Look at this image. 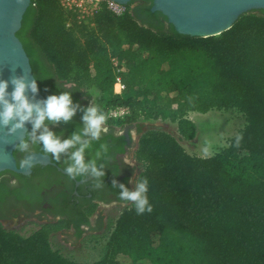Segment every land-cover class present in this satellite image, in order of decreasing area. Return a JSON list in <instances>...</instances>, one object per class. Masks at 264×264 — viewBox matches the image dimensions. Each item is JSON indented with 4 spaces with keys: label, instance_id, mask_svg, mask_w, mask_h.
<instances>
[{
    "label": "trees",
    "instance_id": "obj_1",
    "mask_svg": "<svg viewBox=\"0 0 264 264\" xmlns=\"http://www.w3.org/2000/svg\"><path fill=\"white\" fill-rule=\"evenodd\" d=\"M151 7L150 18H141L137 7L118 16L102 6L91 24L58 0H31L17 32L43 95L71 93L78 105L71 118L83 111L78 97L86 95L107 123L170 120L186 138L196 133L187 118L193 111L237 109L246 119L210 156L189 153L164 130L144 131L134 157L152 211L137 215L126 205L92 264H264V10L200 37L178 33ZM113 59L125 85L121 95L114 93ZM115 106L129 114L109 117ZM64 227L46 222L28 232L0 220V264H81L53 245Z\"/></svg>",
    "mask_w": 264,
    "mask_h": 264
},
{
    "label": "flooded vegetation",
    "instance_id": "obj_2",
    "mask_svg": "<svg viewBox=\"0 0 264 264\" xmlns=\"http://www.w3.org/2000/svg\"><path fill=\"white\" fill-rule=\"evenodd\" d=\"M150 4L153 5V0H136L132 5L137 7L138 16L150 18L147 14ZM48 76L51 80L54 79L51 74ZM78 100L83 111L79 116L70 119V126L62 125L60 121L46 122L48 129L61 140L71 137L73 133H80L84 127V109L93 102H87L86 95H80ZM106 126L107 133H102L99 140H90L89 147L84 152L86 162L95 159L98 166L104 165L105 175L100 178L101 188L93 187L94 181L90 176L69 178L65 173L66 165L71 163L69 158L74 148L61 153L59 159H53L52 155L48 154L52 163L33 165L29 174L11 170L0 172L1 222L9 223L21 218H31V223L34 220L39 224L63 221L69 224L67 229L64 228L65 231L69 230L79 238L94 235V229L107 231L110 218L103 217L105 210L118 207L123 209L130 203L119 199V189L113 187V181H116L117 185L124 183L129 189L134 186L133 181L139 174V163L134 153L143 132L138 122L126 123L123 126L106 122ZM41 130L31 135L27 132L24 138L28 144L27 151H19L17 148L14 150L18 165L27 154L44 153L42 144L33 142ZM102 144L107 146V153L101 147ZM97 152L100 153L99 156L96 155ZM123 156L127 157L131 165L123 163Z\"/></svg>",
    "mask_w": 264,
    "mask_h": 264
},
{
    "label": "water",
    "instance_id": "obj_3",
    "mask_svg": "<svg viewBox=\"0 0 264 264\" xmlns=\"http://www.w3.org/2000/svg\"><path fill=\"white\" fill-rule=\"evenodd\" d=\"M113 1L119 5H125L134 0ZM30 3L31 0H0V80L8 81L6 98L9 101H11L10 94L14 87L11 81L14 77L23 76L26 82L36 80L30 58L17 36ZM259 9L264 10V0H153L151 7L152 12L160 11L165 15L178 33L200 37L219 35L230 29L243 14ZM37 89L35 93L26 89L25 95L32 103L42 102L46 98L38 83ZM14 122L10 121L7 126L0 125V172L11 170L29 174L33 165L51 164L52 160L48 154L34 152L25 156V159H31V167L18 165L14 150L16 145L24 140L32 125L30 121H25L21 128L9 133L8 128ZM139 125L142 131L144 124L139 123ZM29 219L31 218H21L3 225L14 228ZM94 231L100 233L103 230L94 229ZM58 238L69 248L79 246L80 238L74 236L69 230L63 229L58 232Z\"/></svg>",
    "mask_w": 264,
    "mask_h": 264
},
{
    "label": "clouds",
    "instance_id": "obj_4",
    "mask_svg": "<svg viewBox=\"0 0 264 264\" xmlns=\"http://www.w3.org/2000/svg\"><path fill=\"white\" fill-rule=\"evenodd\" d=\"M14 85L11 92V101L6 97L8 95V81L0 80V125L7 126L10 121L11 127L8 132L12 133L16 129L21 128L25 121H30L32 125V133L42 129L38 136H35L33 142L42 144V151L45 154H51L53 159H59L61 153L66 152L70 148H74L70 155L71 163L66 165L65 173L69 178L90 176L93 181V187L99 189L102 187V178L105 175L104 165H97L96 160L85 161L84 152L89 147L90 140H99L102 133H107L106 126L107 116L105 112L95 103L90 104L84 109L82 120L84 127L80 133H73L71 137L61 140L60 137L49 130L45 121L68 122L77 111V104L73 103L71 93L63 91L59 94L47 96L42 102L32 103L25 95L26 89H30L35 93L37 89L36 80L26 82L23 76L14 77L11 81ZM31 135V134H29ZM90 138V139H88ZM76 145H79L76 147ZM107 153V146L102 144ZM16 148L19 151H27L28 144L25 140H21ZM100 155L99 152L96 154ZM123 163L131 165L127 157L123 156ZM32 166L31 159H21L19 166ZM118 174V170H116ZM133 187L129 189L124 183L116 184L113 181V187L119 189L118 196L122 201L132 204L137 215L152 211V205L149 202L148 180L147 178H137L133 181Z\"/></svg>",
    "mask_w": 264,
    "mask_h": 264
},
{
    "label": "rangeland",
    "instance_id": "obj_5",
    "mask_svg": "<svg viewBox=\"0 0 264 264\" xmlns=\"http://www.w3.org/2000/svg\"><path fill=\"white\" fill-rule=\"evenodd\" d=\"M92 99L97 95L95 90H92ZM187 118L192 120L196 125V133L193 138L184 137L179 130L178 123L170 120L159 121H146L141 120L138 123H143L142 132L148 129H160L174 135L184 146V148L191 154L198 156H210L219 152L221 149L228 145L230 138L236 136L246 124L244 115L237 109L228 110H211L207 113L190 112ZM137 147V144H136ZM141 167L138 164V173ZM122 208L106 209L105 218L108 216L111 222H114L120 214ZM30 219L20 226L14 227L15 229H21L22 231H31L39 223ZM107 231L89 234L79 239V246L75 248H69L66 244L61 242L58 238V232L62 231L64 227L58 230L52 238V242L55 248L61 250V252L70 259L78 261L81 264H92L98 260L105 252L106 244L110 236L111 228Z\"/></svg>",
    "mask_w": 264,
    "mask_h": 264
},
{
    "label": "built area",
    "instance_id": "obj_6",
    "mask_svg": "<svg viewBox=\"0 0 264 264\" xmlns=\"http://www.w3.org/2000/svg\"><path fill=\"white\" fill-rule=\"evenodd\" d=\"M58 2L66 12H76L79 16V20L91 22V24H93L92 18L95 13L98 12L102 6H105L108 10L118 16L123 15L133 8V5L130 3L119 5L113 0H58ZM69 24L70 22H68V25ZM112 63L116 73L114 93L121 95L125 85L122 82L121 75L119 74L120 67L116 59H113ZM127 114H129V108L124 106L112 107L108 112V116L112 118L124 117Z\"/></svg>",
    "mask_w": 264,
    "mask_h": 264
}]
</instances>
